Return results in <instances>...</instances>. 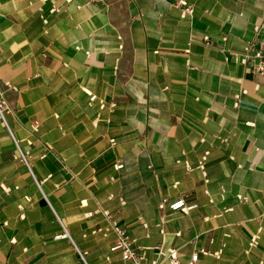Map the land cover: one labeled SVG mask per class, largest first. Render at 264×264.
I'll return each instance as SVG.
<instances>
[{
  "label": "crops",
  "instance_id": "1",
  "mask_svg": "<svg viewBox=\"0 0 264 264\" xmlns=\"http://www.w3.org/2000/svg\"><path fill=\"white\" fill-rule=\"evenodd\" d=\"M253 41L264 0H0V264H124L112 220L147 264H264Z\"/></svg>",
  "mask_w": 264,
  "mask_h": 264
},
{
  "label": "built area",
  "instance_id": "2",
  "mask_svg": "<svg viewBox=\"0 0 264 264\" xmlns=\"http://www.w3.org/2000/svg\"><path fill=\"white\" fill-rule=\"evenodd\" d=\"M182 4L186 5V1H181ZM193 13V8L187 6L183 14H191ZM204 43L208 46L214 44V41L208 36L204 35L202 37ZM238 60L246 67L247 71L251 74H264V43H257L255 41L248 42L245 46V52L240 55ZM95 98L94 96L92 97ZM10 111V104L6 97H0V119L1 121L9 128L7 122V113ZM38 123L34 126V129L37 130ZM11 132V131H10ZM18 150L20 153L21 159L29 165L27 155L23 150L20 148L19 143L16 141ZM118 167H122V165H118ZM168 199H163L160 206L163 208L165 207ZM172 209H182L183 211H188L191 207L185 204L184 199H180L175 201L174 203L170 204ZM107 216L111 220V215L107 213ZM112 230L116 234L114 245L112 246L113 251H120L122 255V259L124 264H147L146 263V253L145 251H141V249L136 246V240L131 237L128 231L121 227L117 222H111ZM258 242V236H254L251 240L250 245L255 246ZM158 249V256L162 259H156L153 261L152 264H162L163 261H167V264H197L199 259V253H195L191 256L188 261H182L179 257L177 249L170 248L164 249L162 246H156ZM82 258L83 255L81 254ZM84 264H87L85 259L83 258Z\"/></svg>",
  "mask_w": 264,
  "mask_h": 264
}]
</instances>
